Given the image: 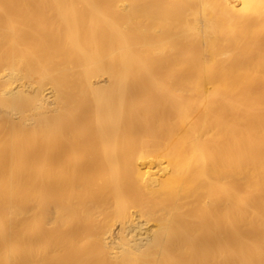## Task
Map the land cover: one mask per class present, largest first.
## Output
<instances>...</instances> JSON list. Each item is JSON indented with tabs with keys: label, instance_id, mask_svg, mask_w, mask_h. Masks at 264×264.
I'll return each mask as SVG.
<instances>
[{
	"label": "bare ground",
	"instance_id": "obj_1",
	"mask_svg": "<svg viewBox=\"0 0 264 264\" xmlns=\"http://www.w3.org/2000/svg\"><path fill=\"white\" fill-rule=\"evenodd\" d=\"M0 264H264V0H0Z\"/></svg>",
	"mask_w": 264,
	"mask_h": 264
},
{
	"label": "rangeland",
	"instance_id": "obj_2",
	"mask_svg": "<svg viewBox=\"0 0 264 264\" xmlns=\"http://www.w3.org/2000/svg\"><path fill=\"white\" fill-rule=\"evenodd\" d=\"M204 57H206V55H203Z\"/></svg>",
	"mask_w": 264,
	"mask_h": 264
}]
</instances>
